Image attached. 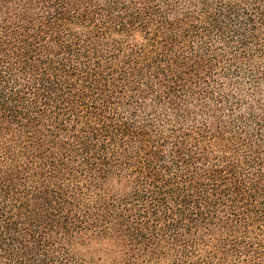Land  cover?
Segmentation results:
<instances>
[{
  "label": "trees",
  "instance_id": "1",
  "mask_svg": "<svg viewBox=\"0 0 264 264\" xmlns=\"http://www.w3.org/2000/svg\"><path fill=\"white\" fill-rule=\"evenodd\" d=\"M0 264H264V0H0Z\"/></svg>",
  "mask_w": 264,
  "mask_h": 264
}]
</instances>
